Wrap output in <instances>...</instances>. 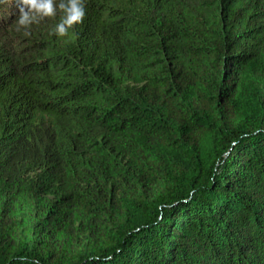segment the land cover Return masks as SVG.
<instances>
[{
  "label": "trees",
  "instance_id": "16d2710c",
  "mask_svg": "<svg viewBox=\"0 0 264 264\" xmlns=\"http://www.w3.org/2000/svg\"><path fill=\"white\" fill-rule=\"evenodd\" d=\"M19 7L0 264H264V0H86L63 37Z\"/></svg>",
  "mask_w": 264,
  "mask_h": 264
},
{
  "label": "clouds",
  "instance_id": "9594fccd",
  "mask_svg": "<svg viewBox=\"0 0 264 264\" xmlns=\"http://www.w3.org/2000/svg\"><path fill=\"white\" fill-rule=\"evenodd\" d=\"M19 13L14 21L15 30L29 35L30 26L45 18L58 19L48 30V34L63 37L80 24L86 15V0H19ZM92 259L100 260L96 256ZM104 261L111 259L104 256Z\"/></svg>",
  "mask_w": 264,
  "mask_h": 264
}]
</instances>
